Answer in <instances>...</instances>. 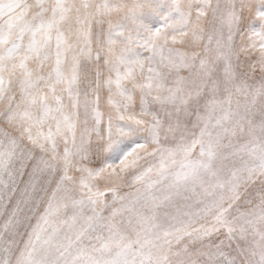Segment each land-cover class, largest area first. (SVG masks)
I'll use <instances>...</instances> for the list:
<instances>
[{
	"label": "snow or ice",
	"instance_id": "6c2138e0",
	"mask_svg": "<svg viewBox=\"0 0 264 264\" xmlns=\"http://www.w3.org/2000/svg\"><path fill=\"white\" fill-rule=\"evenodd\" d=\"M0 264H264V0H0Z\"/></svg>",
	"mask_w": 264,
	"mask_h": 264
}]
</instances>
